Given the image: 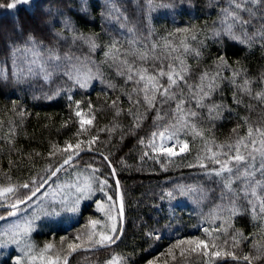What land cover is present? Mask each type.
Returning <instances> with one entry per match:
<instances>
[{
    "label": "trees",
    "instance_id": "trees-1",
    "mask_svg": "<svg viewBox=\"0 0 264 264\" xmlns=\"http://www.w3.org/2000/svg\"><path fill=\"white\" fill-rule=\"evenodd\" d=\"M9 2L11 0H0V5ZM81 3L82 0H32L30 4L19 5L14 10L0 7V49H4L10 40L22 38V34L16 30L20 25L23 26L24 33L35 32L37 36L43 35L46 41L52 39L44 21L49 19L51 10L56 27H62L59 23L61 16L56 14L59 10L71 16L80 31L96 34L99 45L95 50H91L83 41L76 40L73 43L69 38L61 43V55L68 52L73 57H87L93 70L97 65L100 67L104 80L102 83L99 78L93 79L88 87L81 88L68 80L62 72L55 73L50 81H46L42 74L34 75L19 84L11 77L8 81L0 79V185H21L27 182L35 187L36 185H32L35 180L37 185L42 183L44 186L50 176L47 165L51 163L55 167L56 162L61 159L59 154L55 157L49 156L53 144L63 147L65 140L75 142L76 139L83 140L88 139L90 135H97L98 140L93 144L92 150L85 148L50 184L74 178L75 171H91L88 165H92L100 169L97 176L108 180L105 191L116 201V211L118 196L115 182L119 180L120 191L124 197V232L114 245L101 250L79 252L71 258L69 264H105V261L114 255L124 257L127 264H147L149 260H155L156 264H207L208 257L202 252L185 251L181 254L177 248L173 250L172 255L167 254L168 248L177 239L191 236L207 239L204 228H220V232H213L212 235L220 236L221 240L229 238L234 229H241L248 239L236 249L237 255L250 253L251 264H264V250L257 252L252 247L253 237L249 235L261 221H253L250 212H246L235 217L234 228L224 234L221 226H227L224 220L227 213L221 212L219 219H213L216 206L227 203V200L222 201L220 198L222 181L214 174L207 175V170L200 168L197 162L198 155H205L204 139L209 142L214 139L216 144H223L229 140L234 142L237 134L244 135L247 125L244 124L243 117H247L248 123L253 126L264 127V101L255 98L256 92H264V48H261L259 38L257 37L249 48L227 37L218 39L212 36L211 29L213 22L217 21L219 5H226L227 0H153L154 7L151 11L149 0H114L122 13L119 20L101 16L105 0H88V14L80 11ZM257 15L259 16V12ZM253 23L255 27H249V33L259 27L258 22ZM130 28L135 31L129 32ZM177 28H190L191 32L168 37L174 45H179L181 39L187 36V42L192 48H199L202 52L200 57H196L192 52L185 56L186 63L191 66L189 84L200 83L199 76L206 70L209 75L216 73L217 57L220 55L226 57L231 67L219 70L218 86L204 101L205 107L196 109L195 100H189L185 105L200 114L194 118V122L204 130V139H193L191 133L182 135L181 138L189 142L188 150L182 155L168 157L153 153L146 144L151 133L157 130V125L170 122L172 110L176 107L175 102L164 105L157 103L156 108L148 109L141 96V105L134 106L123 94L125 91H132L133 82L126 83V77L117 75L118 62L114 65L104 53L108 51L107 45L113 40L118 42L121 57L133 47L143 48L147 45L151 48L152 41L162 44L161 37L167 36ZM149 31H153L151 37L148 35ZM193 33L197 35L196 41L190 38ZM131 40H135L136 44H130ZM156 54L161 55L162 49H157ZM127 58L129 61L136 60L131 55ZM23 60L21 57L18 61L21 67L25 66ZM141 63L150 71L153 70V65L156 68L161 66L158 60L151 57L147 62L136 60V65ZM6 67L11 73V60ZM234 69L239 73L236 84L231 82ZM244 79L251 82V95L242 92L238 87L243 84ZM109 82L114 84L115 88H110ZM162 82L166 83V77ZM204 83L207 84V79ZM57 89H60V92L54 95ZM184 91L187 97V88ZM233 93L241 103L234 102ZM49 96L52 98L49 99ZM133 96L135 99L134 93ZM117 97V106L122 109L119 115L116 114V108L112 107V101L117 100ZM75 101H81V108L85 113L88 111L89 102L93 106L95 120L92 125H86L88 131L80 129L79 118L75 115ZM212 104H221L222 108L219 116L213 111L210 118L208 105ZM129 108H133L134 114L129 113ZM157 110L163 119H156ZM136 116L141 119L137 120ZM238 124L242 127L234 133L232 130L237 128ZM78 131L82 133L79 137L76 135ZM141 139L145 141L144 144L140 143ZM100 153L109 157L110 166ZM204 162L209 169L219 167L210 160ZM190 164L193 166L189 167ZM111 168H115V175L111 174ZM176 185L202 188L207 197L200 199V195L194 192L189 196L177 195L172 199H161L166 191L175 190ZM26 192L28 190L23 188L19 190V194ZM98 200L105 206L109 202L104 192L95 191L93 197L81 205L77 221L68 229L60 226L66 217L64 213L63 217H58L57 223L53 222L57 228L52 229L53 225L48 223L43 230L33 232L31 240L36 245V252L50 242L55 246L50 254L55 255L61 249L60 237L68 236L73 239L77 233L82 235L90 230V218L100 221L96 226L97 231H106L107 216L105 217L97 207ZM240 203L248 207L246 201L241 200ZM3 214L2 209L0 215ZM117 228L122 229L121 217H118ZM148 233L153 234L150 236ZM157 236L160 238L156 239ZM261 243L264 244V240H261ZM66 246L67 241L63 244L65 250ZM14 256L17 254L12 250L6 256L0 257V264H11V258ZM213 261L214 264H247L246 261H234L231 257L213 258ZM37 264L40 262L37 261Z\"/></svg>",
    "mask_w": 264,
    "mask_h": 264
},
{
    "label": "snow or ice",
    "instance_id": "snow-or-ice-1",
    "mask_svg": "<svg viewBox=\"0 0 264 264\" xmlns=\"http://www.w3.org/2000/svg\"><path fill=\"white\" fill-rule=\"evenodd\" d=\"M31 2L32 0H11V2L6 5H0V7L14 10L19 5H28ZM148 6L149 11H151L154 7L153 0H149ZM162 6L172 7V5ZM80 11L85 14L89 13L88 0H82ZM258 12L259 16L257 15ZM56 14L61 16L59 23L62 27H56L53 22V13L49 10V19L45 20L44 23L49 28L52 39L47 41L43 35L37 36L35 32L24 33L23 26H17L16 30L22 34V38L20 40H10L4 49H0V79L8 81L11 77L19 84L26 82L34 75L42 74L46 81H50L55 73L62 72L63 75L67 76L68 80L81 88L88 87L91 81L96 78H99L102 83L104 82L100 67L97 65L95 70H93L89 66L87 57L83 59L73 57L68 52H65L62 56L60 52L61 43L68 41L69 38H71L73 43L76 40H81L91 50H95L99 47L96 41V34H85L80 31L71 16L61 13L59 10H57ZM120 15L122 13H120V9L116 6L114 0H105L101 16L119 20ZM254 21L259 23V27H256L254 32L249 33V27H255ZM217 24L218 26H216ZM213 25L211 31L214 38L222 39L227 37L229 40L237 41L239 44L251 48L258 37L261 41V48H264V0H227L226 5H219L217 21H214ZM134 31L135 29L133 28L129 29V32ZM153 31H149V37L152 36ZM190 32V28H177L174 32L168 33L167 36L161 37L162 44L152 41L151 48H148L147 45L143 48L133 47L123 57L120 55L118 42L113 40L111 44L107 45L108 51L104 53L105 57L110 58L114 65L118 62L117 75L126 77V83L128 81L133 82L132 91H125L123 94L127 96L129 102L134 106H140L143 101V104L147 105L148 109H154L157 103L164 105L172 101L175 102L176 107L172 110L170 122L164 125H157V130L153 131L151 137L147 140L146 146L158 155L163 154L168 157H175L179 153L187 151L189 142L187 139H182V135L186 136L191 133L193 139L196 137L204 139V130L199 128L194 122V118L200 114L195 109L187 108L185 105L189 100H195L196 109L205 107L204 101L212 95V92L218 86L217 77H219V70L231 67L226 57L220 55L217 57L216 73L209 75L206 70L199 76L200 83L189 84L191 66L186 63L185 56L192 52L196 57H200L202 52L199 48H192L191 44L187 42V36L181 39L179 45H174L168 37H174L177 33L188 34ZM65 33L68 35H65ZM190 38L196 41L197 35L193 33ZM129 43L135 45L136 41L131 40ZM200 43L202 44L203 42L201 41ZM157 49H162L161 55L156 54ZM129 55L134 56L136 60L141 62H147L151 57L153 60H158L161 66L156 68L153 65V70L150 71L148 67L144 66V63L136 65V60L129 61L127 58ZM21 57L24 58V67H21L18 63ZM9 60H11V73L8 72L6 67ZM165 60H167L166 65ZM238 75L239 73L234 69L231 81L233 84H236ZM165 77L166 83L162 82ZM206 79L207 84L205 85ZM250 83L248 79H244L243 84L238 85V87L242 92L251 95ZM108 86L115 88V85L110 82ZM185 88L188 90L187 97L185 96ZM59 92L60 89H57L54 95H58ZM133 93L135 94V99ZM48 98L51 99L52 97L49 96ZM255 98L264 101V92H256ZM118 100L119 97H117V100L112 101V107L116 108L117 115L122 111L117 106ZM233 100L237 104L242 102L237 99L235 93H233ZM74 103L76 105L75 115L79 118L80 129L88 131L86 125H92L95 120L93 106L89 102L87 104L88 111L85 113L81 108V101H75ZM13 106L15 107V102H13ZM221 108V104L208 105L209 117H212L213 111L219 116ZM129 113L134 114L133 108H129ZM20 115H23V113H20ZM136 119L140 120L141 117L136 116ZM156 119H163L159 110H157ZM243 120L244 124L247 125V131L244 135L237 134L234 142L229 140L227 143L216 144L214 139L211 142L204 139L205 155H198L197 162L200 168L207 170V175L211 176L214 174L220 178L223 184L220 198L222 201L227 200V203H221L216 206V213L213 219H219L221 212L227 213L224 217L227 226L224 227L222 225L221 227L223 228V233L228 234V230L234 228V218L250 212L253 221H261L255 226L256 230L249 234L253 237L252 247L257 252H260L264 250V244L261 243V240H264V127L249 124L247 117H243ZM136 126L139 127V124ZM240 127L242 126L238 124L237 128L232 131L237 133V129ZM109 131L111 130L109 129ZM81 134L78 131L76 135L79 137ZM157 137L159 142H157ZM97 140V135H90L88 139H76L75 142L65 140L63 147L53 144L49 156L55 157L59 154L61 159L56 162L55 167L51 163L47 165V171L50 173L49 178L60 172L65 165L72 163L85 148L92 150V146ZM140 143L144 144L145 141L141 139ZM177 146L179 147V152L176 150ZM100 155L110 166L109 157L104 155V153H100ZM205 160H210L219 167L209 169L204 162ZM192 166L191 164L189 165V167ZM88 167L91 169L88 175L77 173L75 180L62 186L58 192L53 193V199L55 200L59 196L63 211L78 212L81 201L90 199L97 190L104 192L107 200L111 202L107 206V211H105L102 201L98 200L96 204L101 211H105V215L111 221L110 225L105 226L107 230L97 231L96 226L100 224V221L90 218L88 222L91 226L90 230L82 235L77 233L73 239H69L68 236L60 237L61 249L55 255L50 254L55 247L50 242L46 243L44 248L37 253L36 245L31 241V233L37 227L36 221L41 218V214L34 211L31 216L25 215L22 222H13L10 225H6L3 231H0V250L7 249L10 245H15L20 252V255L11 258V264H37V261L40 264H69V257L78 249L110 246L120 239L118 233H122L123 229L118 230L117 218L122 217L124 214V197L120 191V182L119 180L115 182L116 195L119 197V207L114 215L113 210L116 209V201L112 195H108L105 192L108 180L96 175L100 172V169L92 165H88ZM111 174H116L115 168H111ZM8 179L11 178L8 177ZM32 185L36 186L32 187L27 182L21 185H0V208L4 210V214L0 215V221H4L8 217H16L21 212L19 205L31 201L37 192L40 191V188L43 187L42 183L37 185L35 180L32 181ZM20 188L26 189L28 192L19 194ZM194 192L200 195V199L207 197V193L202 188L176 185L175 190L166 191L161 199L165 197L172 199L177 195L189 196ZM44 195L47 197L49 194L45 193ZM241 200L246 201L248 207L240 203ZM43 214L49 215L47 211H44ZM52 214L59 215V212L53 209ZM203 231L207 234V239H202L200 236L177 239L168 248L167 254L172 255L173 250L179 248L181 254L185 251L202 252L204 256L208 257L207 264H214L213 258L227 257H231L234 261H246L247 264H251L252 257L250 253H245L242 256H238L236 253V249L240 247L241 243L248 239V236H245L241 229H234L229 238L223 240H221L220 236L212 235L213 232H220V228H204ZM152 234L148 233L150 236ZM159 238V236L156 237V239ZM229 239L231 240L230 246ZM65 241H67L66 250L63 248ZM217 241L220 242L218 243ZM173 259H175V256H173ZM105 264H127V260L122 256L114 255L111 259L106 260ZM147 264H156V261L149 260Z\"/></svg>",
    "mask_w": 264,
    "mask_h": 264
},
{
    "label": "rangeland",
    "instance_id": "rangeland-1",
    "mask_svg": "<svg viewBox=\"0 0 264 264\" xmlns=\"http://www.w3.org/2000/svg\"><path fill=\"white\" fill-rule=\"evenodd\" d=\"M157 142H159V138L158 137H157ZM170 143H173V142H170ZM176 150H177V152H179V147L178 146H177ZM185 152L179 153L177 156L182 155ZM90 172L91 171H87V170H80V171H77V172L75 171L74 178H71L69 180L57 181L54 184H50L49 183L50 185L48 184L45 187L44 191L42 193H40V195H38L32 202H30L26 206L20 207L21 212L18 213L16 217H8L6 220L0 221V231H3V229L5 228L6 225H10L13 222H22L23 219L25 218V215L31 216L34 211L39 212L41 214V218L36 221L37 227L35 228V230L33 232H35L37 230H43V228L45 226H47L48 223L50 224V226L53 225V228L50 227V229L51 228L54 229L55 227L57 228L58 226L54 225V223H55V221L57 223L58 217L60 215H62V217H63L64 213H65L66 217L64 218V221H62L60 223V226L62 228L68 229L69 227H71L73 225V223H75L77 221V216H78V213L80 211L81 205H83L85 202L89 201L93 197V195H92V197L90 199H85V200L81 201L78 212H68V211H63L62 210V206L60 204L59 196H57V198L55 200L53 199V193L54 192H58L59 189L62 186L67 185V184L71 183L73 180H75V177H76L77 173H82L83 175L86 176ZM65 190H67V189H65ZM45 193H48L49 195L47 197H45V195H44ZM110 203L111 202H107L108 205ZM107 204H106V206L104 205L105 206V211H107V206H108ZM53 209H55L56 212H59V215L52 214V210ZM44 211H47L49 213V215H44L43 214ZM105 211H102V213L106 217ZM113 214L114 215L116 214L115 209L113 210ZM106 219H107V224L110 225L111 221H109L107 217H106ZM117 224H118V218H117ZM33 232L31 233V236H32ZM12 250H14L17 255H20V252L16 248V246L15 245H10L7 249L0 250V257L2 258V256H6Z\"/></svg>",
    "mask_w": 264,
    "mask_h": 264
},
{
    "label": "water",
    "instance_id": "water-1",
    "mask_svg": "<svg viewBox=\"0 0 264 264\" xmlns=\"http://www.w3.org/2000/svg\"><path fill=\"white\" fill-rule=\"evenodd\" d=\"M84 153V152H83ZM77 159V158H76ZM76 159H74V161L76 160ZM73 161V162H74ZM71 164V163H70ZM69 164V165H70ZM69 165H65L62 169H61V171L63 170V169H65L67 166H69ZM60 171V172H61ZM60 172H58L55 176H51V178H49L47 181H46V183L44 184V186L42 187V188H40V191L39 192H37V194H36V196L38 195V194H40L44 189H45V187L53 180V178H55L58 174H60ZM35 196V197H36ZM34 198V197H33ZM32 198V199H33ZM29 201H27L25 204H27ZM25 204H21V205H19V207H22L23 205H25ZM118 207H119V197H118ZM0 210H2V208H0ZM121 219H122V229H123V232H124V214H123V216L121 217ZM123 232L122 233H120V238H121V236H122V234H123ZM117 241H119V240H117ZM112 245H114V244H112ZM112 245H110V246H112ZM110 246H105V247H97V248H94V249H84V248H82V249H78L75 253H73L72 254V256L71 257H69V263H70V260H71V258L75 255V254H77V253H79V252H83V251H88V250H101V249H104V248H106V247H110ZM219 264H221V263H219Z\"/></svg>",
    "mask_w": 264,
    "mask_h": 264
}]
</instances>
